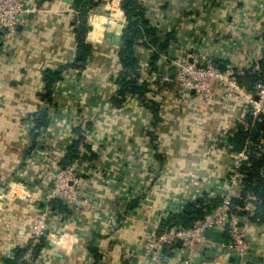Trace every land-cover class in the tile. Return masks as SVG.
<instances>
[{"label":"crops","instance_id":"1","mask_svg":"<svg viewBox=\"0 0 264 264\" xmlns=\"http://www.w3.org/2000/svg\"><path fill=\"white\" fill-rule=\"evenodd\" d=\"M76 1L30 0L26 24L10 48L0 49V191L14 182L30 191L0 213V264L31 244V221L77 141L84 153L83 188L95 209L71 216L65 206L67 212L53 214L44 237L49 248L34 264H123L126 247L146 242L188 205L204 201L208 208L221 201L242 153L230 151L231 133L238 122L249 130L246 99L228 102L221 89L211 99L182 95L168 62L195 52L237 70L261 64L264 0H137L158 46H134L138 65L128 71L142 95L122 96L123 0H89L81 9ZM80 27L89 48L83 64L77 62ZM161 42H168L166 50L159 49ZM64 67L47 84L45 73ZM242 81L246 91L254 90ZM45 107L50 123L33 132ZM243 190L242 182L231 196L244 209L248 255L235 261L212 251V257H200L199 248L198 264H264L258 199ZM125 201L130 211L117 216L121 225L115 226L111 208Z\"/></svg>","mask_w":264,"mask_h":264},{"label":"built area","instance_id":"2","mask_svg":"<svg viewBox=\"0 0 264 264\" xmlns=\"http://www.w3.org/2000/svg\"><path fill=\"white\" fill-rule=\"evenodd\" d=\"M30 0H0V49H8L18 36L19 28L26 24V16L30 9ZM175 68L174 84L182 95L195 94L200 99H211L216 89H221L223 98L228 102L236 99L247 100V114L252 121L249 130L255 128L257 123L264 122V81L257 80L252 92L246 91L242 80L254 70L264 73V64L248 66L243 69H234L225 66L220 69L219 64L211 57L195 52L186 53L168 62ZM69 162L63 169L56 171L53 176V185L43 198L42 208L33 218L30 225L31 245L24 257L27 264L36 262L34 248L41 245L53 221L52 204L61 201L73 214L80 215L81 211L95 209L88 193L83 188L81 157ZM249 155L242 152L234 171L226 179V193L218 204L209 203L203 210L207 213L204 219L194 223L188 228L181 226L164 231H153L146 242L140 246L126 247L124 262L126 264H198L199 248L201 256L208 252L217 251L224 257L229 255L237 259H245L248 255L249 244L247 233L243 228L245 218L244 209L235 205L231 196L232 189L239 187L243 180L240 168L248 162ZM30 196V191L20 182L10 183L0 191V213L5 210L8 203L15 199L24 201ZM130 203L120 202L111 208L114 219L113 225H121L115 219L117 216L126 217L130 211ZM216 231L227 236L226 243H219L208 237V233ZM180 242V246H178ZM14 256V255H11ZM198 258V259H197ZM4 264V263H3ZM44 264H53L46 261Z\"/></svg>","mask_w":264,"mask_h":264},{"label":"trees","instance_id":"3","mask_svg":"<svg viewBox=\"0 0 264 264\" xmlns=\"http://www.w3.org/2000/svg\"><path fill=\"white\" fill-rule=\"evenodd\" d=\"M100 0H98L99 2ZM89 0H77L74 7L76 9H81L80 7H85L88 5ZM90 4V3H89ZM123 10L126 14L128 23L126 28L124 29L123 35V47L121 49V61L124 66V73H122V78L120 81V85L122 88V92H120V96L122 94L130 93L142 95V90L138 88L135 84V80H133L129 76L128 69L137 68L138 61L134 58V46L137 44H148L151 43L153 45H157L158 40L155 39L156 32L148 28L147 21L144 18V9L137 0H123L122 4ZM80 32L78 39V58L77 62L83 64L87 60L89 48L84 43L83 40V32L80 27L78 29ZM151 39V41L145 42V39ZM157 40V41H156ZM168 48V42H161L159 45V49L166 50ZM264 64V58L261 62V65ZM67 67H64L61 71L57 73L46 72L45 73V81L47 84H50L57 79H59L60 75L63 71L66 70ZM129 69V70H130ZM264 81V73H261L259 70H254L251 74L246 76L244 80L249 85V89H253L257 80ZM243 82V81H242ZM241 82V83H242ZM243 84V83H242ZM47 98V97H46ZM37 119L35 121V126L33 128V132L42 128L47 127L50 123L49 119V108H42L37 113ZM249 122L252 121L250 116L247 117ZM262 133V138L264 139V122L257 123L253 131L246 130L241 122L236 124L234 129V133H231L230 140L228 143V147L231 152L240 153L246 152L249 155L248 162L243 163L240 168L241 174H243V196L246 194L253 195L258 199L257 207L258 213L257 217L260 221H264V176L262 172H264V149L262 144L259 142L261 140L259 138V134ZM81 141H77L74 143L72 147L68 149L67 154L64 157V164L67 165L69 162H72L74 159H78L80 156V145ZM84 146V144H83ZM86 146V145H85ZM84 146V147H85ZM87 147V146H86ZM85 157V156H84ZM219 201L214 204H218ZM235 205H241L238 200H233ZM205 202L198 201L197 203L188 205L181 215H175L171 219L163 222V227L161 231L172 229L174 227L181 226L183 228H188L192 226L196 222H200L204 219L207 213L203 210ZM200 205L202 207H200ZM52 209L54 213L57 212H67L65 205L61 201H55L52 204ZM208 237L217 241L219 243H226L228 238L224 234H220L216 231H211L208 233ZM32 243V241H31ZM30 243L26 247L16 249L13 258H9L5 261V264H27L23 259L30 247ZM49 248L48 243L45 242L44 238L42 239L41 245H38L34 248V252L36 254L35 260L38 261L40 255L44 252L45 249ZM101 257H98L99 261ZM123 264H126L125 262Z\"/></svg>","mask_w":264,"mask_h":264},{"label":"water","instance_id":"4","mask_svg":"<svg viewBox=\"0 0 264 264\" xmlns=\"http://www.w3.org/2000/svg\"><path fill=\"white\" fill-rule=\"evenodd\" d=\"M66 3H71V0H64ZM106 37H108L113 43H115V42H117V43H119L120 42V39H121V37L119 36V35H114L112 32H107L106 33ZM219 67H220V69H223L224 68V65L223 64H221V65H219ZM226 139H228L227 137H226ZM180 242H178V246H180ZM248 252H249V249H248ZM214 255V253H212V252H209V253H207V256L210 258V257H212ZM233 260H235L236 261V258H233Z\"/></svg>","mask_w":264,"mask_h":264}]
</instances>
